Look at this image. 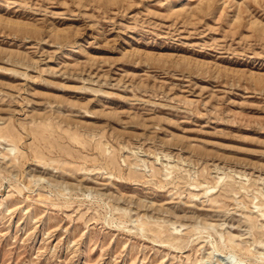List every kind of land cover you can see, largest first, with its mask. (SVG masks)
I'll return each instance as SVG.
<instances>
[{"label": "rangeland", "instance_id": "rangeland-1", "mask_svg": "<svg viewBox=\"0 0 264 264\" xmlns=\"http://www.w3.org/2000/svg\"><path fill=\"white\" fill-rule=\"evenodd\" d=\"M0 264H264V0H0Z\"/></svg>", "mask_w": 264, "mask_h": 264}, {"label": "bare ground", "instance_id": "bare-ground-1", "mask_svg": "<svg viewBox=\"0 0 264 264\" xmlns=\"http://www.w3.org/2000/svg\"><path fill=\"white\" fill-rule=\"evenodd\" d=\"M10 149H14V147L10 148Z\"/></svg>", "mask_w": 264, "mask_h": 264}]
</instances>
